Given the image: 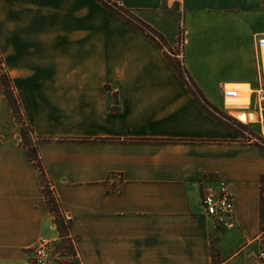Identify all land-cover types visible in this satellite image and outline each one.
<instances>
[{
    "label": "crops",
    "instance_id": "obj_1",
    "mask_svg": "<svg viewBox=\"0 0 264 264\" xmlns=\"http://www.w3.org/2000/svg\"><path fill=\"white\" fill-rule=\"evenodd\" d=\"M113 1L167 46L96 0H0V55L78 263L258 264L264 145L242 142L236 119L264 129V0ZM247 87L248 104H228ZM220 183L233 227L204 214ZM59 239L0 84V264H31L24 254Z\"/></svg>",
    "mask_w": 264,
    "mask_h": 264
},
{
    "label": "rangeland",
    "instance_id": "obj_2",
    "mask_svg": "<svg viewBox=\"0 0 264 264\" xmlns=\"http://www.w3.org/2000/svg\"><path fill=\"white\" fill-rule=\"evenodd\" d=\"M159 15L163 18L164 17L167 18V21H168V22H166L167 27L174 28L175 27L174 23H177L176 38H177V42H178L177 47L180 50L181 49L180 45H181L182 36H185V33H186L184 26L182 24L181 17H178V14L175 10L164 11L163 13H160ZM178 23H179V25H178ZM145 32L148 35H150L147 30H145ZM151 32L154 35H156L157 37H159V39H160L159 41L162 42L163 45L167 46L165 44V42L162 41L161 37H163V36H161L157 30L155 32L151 30ZM180 64L181 63H175V66L182 73ZM7 72H8V70H7V67L5 66V61H4L3 57L0 55V81L6 86L7 91L12 94L13 92H11V90L9 88H10L11 84L13 86V82H12V79L9 77ZM15 93H16V91L14 90V94H13L14 96L17 95V93L16 94ZM262 112H264V104L262 105ZM21 117H22V115L21 116L19 115L18 120H21ZM14 119H15V123H16L17 132L21 138V142L23 143V139L21 136V134H22L21 129L24 128L25 129L24 130L25 137L29 141L31 139L33 146H34V143H36V140L33 138L32 129L29 127V125H27V126L23 125L22 127H20L18 120H16V118H14ZM22 119H23V117H22ZM262 119L264 120V118H262ZM236 120H237V122H239L241 125L244 126L243 131L245 132V134H243L244 138L241 139L242 142H248L254 138V139H256L255 142H257V143L259 142V143H262L264 145V129H262L260 125L247 126V124H245L246 119L237 118ZM249 120L250 119H248V121ZM257 120H258V117L256 116L254 123H256ZM34 147H36V146H34ZM52 194L54 195L53 191H52ZM262 238L264 239V231H263V237ZM49 243H45L43 245L44 248L41 251V253L36 252L38 246H35L34 248H32L28 254H24L26 259L31 264H78V260L76 258V251L70 245V242H68V244H64L61 246H54V245L52 246ZM70 255L73 257L71 258Z\"/></svg>",
    "mask_w": 264,
    "mask_h": 264
},
{
    "label": "trees",
    "instance_id": "obj_3",
    "mask_svg": "<svg viewBox=\"0 0 264 264\" xmlns=\"http://www.w3.org/2000/svg\"><path fill=\"white\" fill-rule=\"evenodd\" d=\"M96 1L101 3L104 7H106L111 12L118 15L120 18H122L127 23L133 25L135 28H137L141 32L146 33L145 30H147L148 32L152 33L151 28L149 26H147L139 17H137L133 11L125 8L120 3L115 2L113 0H96ZM148 36H150V35H148ZM154 36L157 37L156 35H154ZM150 37H152V36H150ZM174 67L176 70L178 69L175 65H174ZM178 72L182 76V73L180 71H178ZM0 83L3 87V90L5 92L7 100L9 102V105H10V108L12 110L14 118H16V120H18V116L22 115L23 119L21 117V120H18V123H19L20 127H22L23 125L27 126L28 124H27L25 117L23 115V111H22V107H21V103L19 101V98L17 95H15V96L13 95L14 94V88H13L12 84L10 83L11 85L9 88L11 90V92H13L11 94L10 92L7 91L6 86L1 81H0ZM24 130H25L24 128L21 129V132H22L21 136L23 139V145H25V147H27L31 161H32L34 167L36 168V170L39 174V177H40L41 182H42L43 190L45 193L48 209L51 212V214L54 216V224H55V226H56V228L60 234V239L58 241L50 242L49 244L52 246L53 245L54 246H61L64 244H68V242H70V245L74 249L75 248L74 242L72 241V239L69 236V231L71 229V222H70L69 218L66 216V214L62 211L59 200L56 198V196H54L52 194L50 187L47 185V183L45 181L46 173H45V167H44L43 161L41 160V158L37 152L36 147H34L31 144V142L25 137ZM261 182H262V186L264 187V176L262 177ZM263 193H264V190H263ZM262 216H263V220H264V194L262 196ZM72 257L73 256H71V258Z\"/></svg>",
    "mask_w": 264,
    "mask_h": 264
},
{
    "label": "built area",
    "instance_id": "obj_4",
    "mask_svg": "<svg viewBox=\"0 0 264 264\" xmlns=\"http://www.w3.org/2000/svg\"><path fill=\"white\" fill-rule=\"evenodd\" d=\"M185 36H182L181 48L185 42ZM258 47L264 49V34L258 39ZM259 112L262 113V105L264 104V81L263 85L254 92ZM224 95L226 98H237L239 95L235 90H225ZM262 116V115H261ZM262 119V117H261ZM47 185L49 181L47 176L45 177ZM46 185V184H45ZM204 214L210 218L215 226L219 225L222 227H233L236 224L235 221V207H234V195L226 183H220L219 191L215 195L205 196L203 199ZM45 243L42 242L38 245L36 252L41 253ZM258 264H264V241L260 247L257 255Z\"/></svg>",
    "mask_w": 264,
    "mask_h": 264
},
{
    "label": "bare ground",
    "instance_id": "obj_5",
    "mask_svg": "<svg viewBox=\"0 0 264 264\" xmlns=\"http://www.w3.org/2000/svg\"><path fill=\"white\" fill-rule=\"evenodd\" d=\"M245 92V93H244ZM242 93L241 99H236V100H229L228 104H231L235 107H244L246 104L249 102V95H250V90L248 87L246 90ZM237 94L240 96V94L237 92ZM234 114L240 118H246V114L243 112H234Z\"/></svg>",
    "mask_w": 264,
    "mask_h": 264
}]
</instances>
